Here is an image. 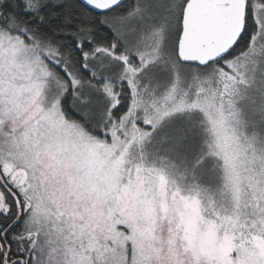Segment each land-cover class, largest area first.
I'll return each instance as SVG.
<instances>
[{
    "label": "snow or ice",
    "instance_id": "snow-or-ice-1",
    "mask_svg": "<svg viewBox=\"0 0 264 264\" xmlns=\"http://www.w3.org/2000/svg\"><path fill=\"white\" fill-rule=\"evenodd\" d=\"M0 264H264V0H0Z\"/></svg>",
    "mask_w": 264,
    "mask_h": 264
}]
</instances>
